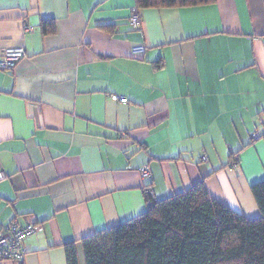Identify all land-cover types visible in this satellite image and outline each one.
Returning a JSON list of instances; mask_svg holds the SVG:
<instances>
[{
    "label": "crops",
    "instance_id": "crops-1",
    "mask_svg": "<svg viewBox=\"0 0 264 264\" xmlns=\"http://www.w3.org/2000/svg\"><path fill=\"white\" fill-rule=\"evenodd\" d=\"M134 8L0 0V56L26 53L0 68V227H43L22 259L1 264H66L68 242L84 264L81 240L142 214L145 188L160 200L202 180L214 199L259 215L250 188L264 179V142L252 138L264 131V0L149 8L136 30ZM44 19L54 33L42 35Z\"/></svg>",
    "mask_w": 264,
    "mask_h": 264
},
{
    "label": "trees",
    "instance_id": "trees-1",
    "mask_svg": "<svg viewBox=\"0 0 264 264\" xmlns=\"http://www.w3.org/2000/svg\"><path fill=\"white\" fill-rule=\"evenodd\" d=\"M134 1L141 18L149 8L202 6L214 0ZM55 28L53 19L39 25L42 35ZM258 137L264 141V131ZM237 155L230 156L229 165L238 163ZM250 189L259 210L255 218L211 197L202 180L160 200L147 188L142 214L81 240L84 264H264V179ZM63 248L66 264H78L74 242Z\"/></svg>",
    "mask_w": 264,
    "mask_h": 264
},
{
    "label": "built area",
    "instance_id": "built-area-1",
    "mask_svg": "<svg viewBox=\"0 0 264 264\" xmlns=\"http://www.w3.org/2000/svg\"><path fill=\"white\" fill-rule=\"evenodd\" d=\"M128 23L132 29L136 30L140 28L141 18L139 13L134 8L129 16ZM146 51L145 45H136L131 47V55L133 57H139ZM25 50L23 47H9L5 48L1 52L0 56V68L11 69L15 63L25 57ZM110 98L114 101L126 103L125 97L111 94ZM258 137V134H254ZM202 160L205 161L206 157L202 156ZM232 167H237V164H233ZM143 177L149 176V169L147 166L141 169ZM4 174L0 173V179H3ZM148 192L147 189L144 190ZM43 231V227L38 223H27L25 225L18 224L15 220L0 227V264L5 260H19L22 259L26 253L23 247V240L31 234L39 233Z\"/></svg>",
    "mask_w": 264,
    "mask_h": 264
},
{
    "label": "rangeland",
    "instance_id": "rangeland-1",
    "mask_svg": "<svg viewBox=\"0 0 264 264\" xmlns=\"http://www.w3.org/2000/svg\"><path fill=\"white\" fill-rule=\"evenodd\" d=\"M264 142V141H263Z\"/></svg>",
    "mask_w": 264,
    "mask_h": 264
}]
</instances>
